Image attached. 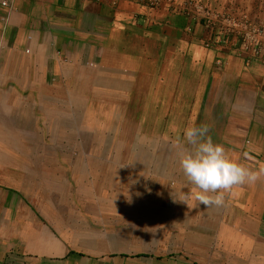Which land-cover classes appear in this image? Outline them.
Instances as JSON below:
<instances>
[{
    "label": "crops",
    "instance_id": "0c3cea01",
    "mask_svg": "<svg viewBox=\"0 0 264 264\" xmlns=\"http://www.w3.org/2000/svg\"><path fill=\"white\" fill-rule=\"evenodd\" d=\"M202 1L253 20L264 14V0ZM188 23L178 11L139 0H12L11 10L0 7V129L40 137L37 128L58 118L55 128L75 124L89 145L106 130L115 138L127 114H140L157 129L207 125L214 143L259 171L264 64L204 48L206 30L189 32ZM12 97H44L45 104L6 100ZM45 98L55 100L48 106ZM59 101L65 105L52 106ZM177 137L174 144L185 143ZM9 157L8 164L0 158V264L259 263L264 174L205 208L180 201L195 189L175 152L141 158L139 178L130 169L82 165L68 174L48 153ZM152 161L156 175L148 174ZM52 168L76 177L70 202L53 199Z\"/></svg>",
    "mask_w": 264,
    "mask_h": 264
},
{
    "label": "rangeland",
    "instance_id": "374dc122",
    "mask_svg": "<svg viewBox=\"0 0 264 264\" xmlns=\"http://www.w3.org/2000/svg\"><path fill=\"white\" fill-rule=\"evenodd\" d=\"M6 100L13 104H34L37 106L45 104L43 102L44 97H12L6 98ZM45 100L46 104L49 106V101H54L55 99L45 98ZM61 104L63 105L64 102L62 103L59 101L56 104L53 103L52 106H60ZM35 112L36 116L41 115L40 112ZM127 116L129 117V121L123 122L127 123L124 128L116 129L117 134L115 135V138L112 137V134H108L107 130L100 138H94L93 142H98L99 144H82L81 136H76L78 129L75 124L69 123L67 129H65V127L55 128V126L59 125L60 122L58 121V118L53 119L52 126L50 128L45 126L37 128V130L41 129L44 132V134L40 137L38 135H31L34 131H30L29 129L20 130L19 133L22 134L20 137L11 133L16 130H12L10 128H4V130L0 129V134L3 135V137L0 136V140H2L0 142V156H4V163L8 164L13 161V157H9V153H48L55 156V163L60 169H62L61 165H63V168L65 166V170L67 171L66 173L68 174L69 172L77 170V168L82 165V167L90 169H130L132 170L133 175L136 178H139V161L141 158H145L147 156L151 157L155 154L164 155L167 152H170V154L174 152L176 154L179 153V149L176 146L177 144H174L173 141H178L177 136H183L185 129H157L151 124L146 126V124L139 119L140 114L131 113L127 114ZM64 123L66 124V122ZM79 131L81 132V129H79ZM162 134H165L166 136L164 142H160ZM175 137L177 138L174 139ZM100 139L101 142H99ZM112 139H115V142H112ZM151 141L153 142L151 143ZM90 154L94 156V160H82V157L88 158ZM154 162L155 161H152V164L147 166L149 175H156ZM19 163H21V161H19ZM40 163L41 165L46 164L44 161ZM49 171L51 172H47V170H45L47 174H50V176L52 175L53 199L56 201L64 200L70 202L73 198H76V177L69 176L64 173L60 175L54 168ZM36 173L40 180L43 179L41 176V169L37 168ZM49 177L44 178L47 179ZM59 179L62 180V183L58 181ZM134 193L135 192L132 193L133 198L134 196H137L134 195ZM109 194H111L110 190L108 188H104L103 195L107 197ZM117 199L116 201H119ZM113 211L118 212L122 210L113 209ZM258 229L261 232L260 234L264 235V223L260 224ZM262 239L263 237H261L260 241L264 244V240ZM260 252L261 254L259 256H254V258H259L258 264H264V247L261 248Z\"/></svg>",
    "mask_w": 264,
    "mask_h": 264
},
{
    "label": "clouds",
    "instance_id": "9594fccd",
    "mask_svg": "<svg viewBox=\"0 0 264 264\" xmlns=\"http://www.w3.org/2000/svg\"><path fill=\"white\" fill-rule=\"evenodd\" d=\"M183 139L184 144L176 145L180 166L195 190L181 198L182 202L191 198L205 208L219 206L233 186L255 182L264 174V168L252 170L230 156L222 144L214 143L207 125L185 128Z\"/></svg>",
    "mask_w": 264,
    "mask_h": 264
},
{
    "label": "built area",
    "instance_id": "2783aa9c",
    "mask_svg": "<svg viewBox=\"0 0 264 264\" xmlns=\"http://www.w3.org/2000/svg\"><path fill=\"white\" fill-rule=\"evenodd\" d=\"M12 0H0V7L11 10ZM98 1V0H93ZM153 8L178 11L188 20L187 31L195 26L206 30L203 46L207 49L229 48L247 61L264 64V14L255 20L245 12L233 14L216 10L202 0H139Z\"/></svg>",
    "mask_w": 264,
    "mask_h": 264
}]
</instances>
